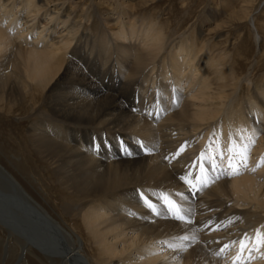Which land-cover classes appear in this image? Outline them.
<instances>
[{"label": "bare ground", "instance_id": "obj_1", "mask_svg": "<svg viewBox=\"0 0 264 264\" xmlns=\"http://www.w3.org/2000/svg\"><path fill=\"white\" fill-rule=\"evenodd\" d=\"M62 1L0 0V128L30 100L15 163L42 164L72 225L0 163V264L27 248L45 264H264V76L237 103L231 57L201 54L204 32L176 42L134 0Z\"/></svg>", "mask_w": 264, "mask_h": 264}, {"label": "rangeland", "instance_id": "obj_2", "mask_svg": "<svg viewBox=\"0 0 264 264\" xmlns=\"http://www.w3.org/2000/svg\"><path fill=\"white\" fill-rule=\"evenodd\" d=\"M65 1L72 5H78L79 9H86L88 11L93 6V12L95 9L108 12L111 9L110 6L116 3L122 4V8H125L124 5L131 2V0H64L62 2ZM144 1H146V4ZM133 2L137 6V15L145 14L148 18L153 15L157 16L156 21H161L165 26L167 37L173 35L176 42L180 41L178 39L186 38L192 33L199 35L201 32H204L202 38L208 44V47L206 46L201 54H205L206 56L210 54L211 51L208 52V49L216 51L215 54L219 52L229 53L228 55L231 57L229 63H232L237 77L238 79L240 78L242 83L235 102L245 104L250 100L251 94L246 85L247 80L256 81L264 76V0H134ZM22 23L23 21L19 20V27L25 28L26 24ZM255 24L261 36L260 45L256 43V35L252 28ZM28 34V38H34L32 31L30 33L28 31ZM55 34L52 33L49 37H54ZM73 48H75V44ZM98 53L99 50L96 49L95 54ZM194 86L192 90L195 89ZM22 105L21 107L23 108L17 111V113L1 114V120L2 122L11 124L10 127L13 128L20 122L26 123L21 127L22 129L20 128L22 133L25 134L28 128V117L31 113L32 103L27 99ZM236 110L237 113L243 112V110ZM2 127L0 128V135L2 134L0 136V163L16 177L26 191L40 202L50 214L60 220V222L72 225L70 218L64 214L61 206L63 200L61 196L62 190L57 186L56 182L52 183L49 181L46 173L43 175L45 168L40 162L35 165L28 164L29 173L26 174L17 166L15 162H25L26 160L22 154L14 153L15 147L13 144H17L18 141L14 138L15 135H11V128L9 126ZM12 130L14 132L12 134H16V131ZM10 135L13 138L10 139ZM257 136L255 134L252 141L254 147H259L260 145ZM4 137L7 139H4ZM34 155L36 156V154ZM263 163H260L259 167H262ZM2 237L6 239L4 243L6 245L8 237H4V235ZM87 249L86 251L89 252V248ZM21 253L22 250H19V255ZM21 257H23L22 262L25 264H45L47 261L36 248H27ZM7 258L8 255L6 256L4 249L2 264ZM7 264H17V259L11 260Z\"/></svg>", "mask_w": 264, "mask_h": 264}, {"label": "snow or ice", "instance_id": "obj_3", "mask_svg": "<svg viewBox=\"0 0 264 264\" xmlns=\"http://www.w3.org/2000/svg\"><path fill=\"white\" fill-rule=\"evenodd\" d=\"M229 163H230V166H232V165H231V160H230ZM165 199L167 200V197H165ZM167 202H168V204H169L170 206H172V207H170V210L175 211V212L178 213L179 209H178L177 207H174V206H173V205H174V202H172V201H170V200H167ZM145 203H146L147 206L150 207L153 211L156 210V209H155V206H154L150 201H148L147 198H145ZM182 218H183V217H181V219H182ZM262 239H264V237H262V234L259 232V230H257L256 240H257L258 242H261ZM244 246H245V245H244V241L242 240V241H241V251H243Z\"/></svg>", "mask_w": 264, "mask_h": 264}]
</instances>
